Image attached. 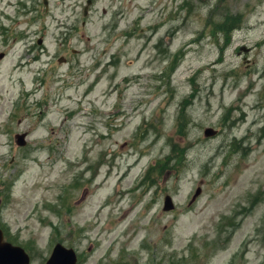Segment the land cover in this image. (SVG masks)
<instances>
[{"label":"rangeland","instance_id":"374dc122","mask_svg":"<svg viewBox=\"0 0 264 264\" xmlns=\"http://www.w3.org/2000/svg\"><path fill=\"white\" fill-rule=\"evenodd\" d=\"M0 228L32 264H264V0H0Z\"/></svg>","mask_w":264,"mask_h":264},{"label":"water","instance_id":"95a60500","mask_svg":"<svg viewBox=\"0 0 264 264\" xmlns=\"http://www.w3.org/2000/svg\"><path fill=\"white\" fill-rule=\"evenodd\" d=\"M213 134L207 131V135ZM166 209H171V199L167 200ZM77 258L72 250H66L62 246H57L48 264H76ZM0 264H30V258L25 251L19 247H14L10 243L4 242L2 231H0Z\"/></svg>","mask_w":264,"mask_h":264}]
</instances>
